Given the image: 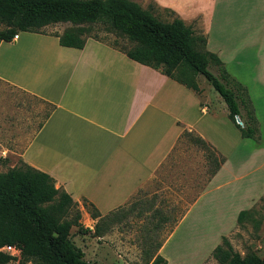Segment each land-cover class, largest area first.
<instances>
[{
    "label": "crops",
    "instance_id": "crops-1",
    "mask_svg": "<svg viewBox=\"0 0 264 264\" xmlns=\"http://www.w3.org/2000/svg\"><path fill=\"white\" fill-rule=\"evenodd\" d=\"M245 1L179 0L171 5L189 10L187 18H179L196 19L205 35L206 49L219 58L233 78L247 90L248 83L257 85L264 94L259 66L264 21H259L251 35L237 13ZM252 2L264 19V0ZM217 5L222 7L218 19L214 13ZM217 23L218 33L214 29ZM16 34L15 39L0 40V82L44 107L45 112L31 135L23 132L14 140L20 145L13 152L15 159L51 176L54 186L69 194L93 226L98 217L89 216L82 199L95 207L99 217L108 215L106 223L117 219V210L154 176L183 131L198 136L215 155L225 158L215 173L206 177L156 247L153 257L159 254L168 264L163 248L195 203L218 180L228 164V154L243 139L237 129L239 137L231 149L226 147L228 118L223 100L216 95L215 108L211 109L209 102L201 101L204 89L200 85L201 92L196 94L90 37L81 48H74L59 45L50 33ZM9 153L0 151L1 162ZM6 164L11 168L14 162ZM239 210H234L235 218Z\"/></svg>",
    "mask_w": 264,
    "mask_h": 264
},
{
    "label": "trees",
    "instance_id": "trees-1",
    "mask_svg": "<svg viewBox=\"0 0 264 264\" xmlns=\"http://www.w3.org/2000/svg\"><path fill=\"white\" fill-rule=\"evenodd\" d=\"M56 23H68L61 33H50L57 37L59 45L81 48L86 38L96 39L196 94L201 92L196 77L202 75L223 100L227 118L237 127L240 137L259 139L258 121L246 87L206 49L205 35L180 18L162 21L133 0H0V40L9 41L18 31L47 33L43 27ZM95 26L125 39L128 47L116 38L105 42L93 31ZM236 117L241 124L236 123ZM186 133L183 131L181 136ZM191 140L205 151L209 178L225 158L215 155L198 136ZM82 206L91 218L98 217L92 234L100 235V224L106 223L108 215L99 217L85 199ZM252 212L240 209L235 223L242 225L252 218ZM79 216L77 203L62 188L55 187L47 173L22 161L0 172V247H18L17 264H104L85 260L84 252L71 241V226L83 233L89 231L82 227ZM153 254L145 258L146 264L167 263L159 254ZM209 255L217 264H264V257L253 251L240 254L234 250L224 235ZM12 260L16 258L0 250V264Z\"/></svg>",
    "mask_w": 264,
    "mask_h": 264
},
{
    "label": "rangeland",
    "instance_id": "rangeland-1",
    "mask_svg": "<svg viewBox=\"0 0 264 264\" xmlns=\"http://www.w3.org/2000/svg\"><path fill=\"white\" fill-rule=\"evenodd\" d=\"M133 1L162 21L179 16L187 18L189 15V10L175 9L171 5V2L178 3L179 0H165V3L163 0ZM233 2L239 4V0ZM230 10L234 12L235 8ZM214 13L217 19L220 18L221 5H217ZM237 13L244 25L249 26L246 29L251 35H254L251 31L260 24L259 21H264L263 13L258 12L252 0H246L244 7L239 6ZM185 18V24L203 33L195 18ZM218 23L214 27L216 33ZM66 26L68 23L50 24L43 30L61 33ZM93 31L105 42L116 38L119 44L128 47L125 39L103 32L100 27L95 26ZM260 46L262 59L259 66L264 78V37L260 39ZM209 69L215 73L213 67ZM196 79L204 89L200 95L201 101L209 102L210 108L214 109V99L218 94L202 75H197ZM247 92L255 109L259 139H240L236 150L228 154V164L223 173L195 203L186 221L163 248L168 264H217L209 254L221 235L226 236L233 249L240 254L253 251L259 257H264V200L259 199L264 197V94L253 83H248ZM44 112V107L39 108L36 102L0 82V151H10L4 161L0 160V172L10 168L6 162H14L13 166L20 163L13 153L20 149V145L14 140L22 137L23 132L25 136L31 135ZM192 136L188 132L179 139L154 176L117 210V219L109 224H100V235L92 234L93 223L80 211L78 221L90 231L83 233L71 226L69 236L73 244L84 252L85 260L104 264H146L145 258L155 252L208 175L205 151L191 140ZM237 136V127L227 119V148L235 143ZM237 208L250 209L253 211L252 218L244 220L242 225L236 224L233 212ZM10 264H17V261L12 260ZM26 264H30V261Z\"/></svg>",
    "mask_w": 264,
    "mask_h": 264
},
{
    "label": "built area",
    "instance_id": "built-area-1",
    "mask_svg": "<svg viewBox=\"0 0 264 264\" xmlns=\"http://www.w3.org/2000/svg\"><path fill=\"white\" fill-rule=\"evenodd\" d=\"M17 37V34H14L11 38L15 39ZM0 250L3 252H6L16 258H19L20 249L16 247L15 245L5 244L0 247Z\"/></svg>",
    "mask_w": 264,
    "mask_h": 264
},
{
    "label": "water",
    "instance_id": "water-1",
    "mask_svg": "<svg viewBox=\"0 0 264 264\" xmlns=\"http://www.w3.org/2000/svg\"><path fill=\"white\" fill-rule=\"evenodd\" d=\"M235 121H236V123L241 124V122L239 121L238 117H236Z\"/></svg>",
    "mask_w": 264,
    "mask_h": 264
}]
</instances>
